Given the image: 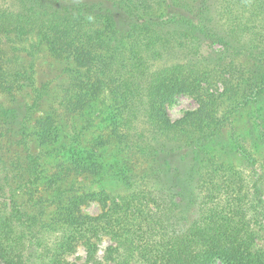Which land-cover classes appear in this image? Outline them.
<instances>
[{"label": "trees", "instance_id": "obj_1", "mask_svg": "<svg viewBox=\"0 0 264 264\" xmlns=\"http://www.w3.org/2000/svg\"><path fill=\"white\" fill-rule=\"evenodd\" d=\"M190 1L0 0V92L10 85L1 49L12 37L35 35L68 62L92 57L116 102L120 145L172 162L154 173L120 171L124 191L75 198L42 223L18 206L0 157L3 264H74L67 257L79 245L85 264H264V159L242 153L249 174L215 156L200 159L232 114L257 101L236 60L264 62V0ZM97 19L111 27L85 26ZM12 77L18 88L34 85L31 75ZM93 92L70 90L63 105L79 108ZM180 95L198 108L173 122L167 105ZM256 124L264 145V119ZM88 200L100 214L82 215ZM103 238L112 245L99 260Z\"/></svg>", "mask_w": 264, "mask_h": 264}, {"label": "rangeland", "instance_id": "obj_2", "mask_svg": "<svg viewBox=\"0 0 264 264\" xmlns=\"http://www.w3.org/2000/svg\"><path fill=\"white\" fill-rule=\"evenodd\" d=\"M4 1L13 4V0ZM177 1L191 6L190 0ZM84 22L86 27L98 31L111 27L102 19ZM114 29L121 32L117 24ZM12 38L1 49L11 77L10 85L0 92V157L22 212L38 222H49L61 206L75 198L91 197L102 190L124 191L116 177L120 171L137 175L172 168L168 158L169 165L153 154L132 155L120 145L112 119L116 102L94 70L92 57L83 58L84 65L68 62L57 49L39 42L35 35L22 40ZM236 66L251 79L248 90H258L257 101L232 114L223 130L205 144L200 159L215 156L249 174L251 170L242 153L264 159V145L258 139L256 124L257 119H264V62L244 58L236 60ZM12 75H31L34 85L18 88ZM93 89L92 99L79 108L63 105L66 92L77 90L82 95ZM242 89L237 95L242 94ZM197 108L194 98L180 95L167 105V112L176 122ZM200 147L194 149L196 154ZM81 213L97 216L101 208L88 200L81 206ZM111 245L109 238H103L98 243L97 259L103 260ZM67 260L85 264V248L79 245Z\"/></svg>", "mask_w": 264, "mask_h": 264}]
</instances>
